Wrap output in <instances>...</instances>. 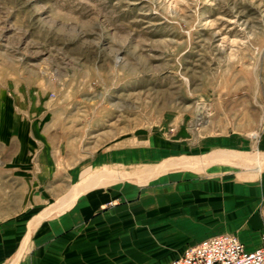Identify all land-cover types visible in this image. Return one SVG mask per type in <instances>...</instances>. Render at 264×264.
Returning a JSON list of instances; mask_svg holds the SVG:
<instances>
[{"label":"rangeland","instance_id":"obj_1","mask_svg":"<svg viewBox=\"0 0 264 264\" xmlns=\"http://www.w3.org/2000/svg\"><path fill=\"white\" fill-rule=\"evenodd\" d=\"M263 132L264 0H0V206L114 152L129 169ZM18 137L75 176H15Z\"/></svg>","mask_w":264,"mask_h":264},{"label":"crops","instance_id":"obj_2","mask_svg":"<svg viewBox=\"0 0 264 264\" xmlns=\"http://www.w3.org/2000/svg\"><path fill=\"white\" fill-rule=\"evenodd\" d=\"M17 141L6 159L17 163L15 176H75L73 163L60 169L51 152L29 159L36 139ZM201 142L181 141V156L129 169L114 152L110 164L84 166L77 185L23 187L17 202L0 206V264H165L219 233L254 249L264 229V132ZM182 168L192 169L177 182L164 176L161 186L122 180Z\"/></svg>","mask_w":264,"mask_h":264},{"label":"built area","instance_id":"obj_3","mask_svg":"<svg viewBox=\"0 0 264 264\" xmlns=\"http://www.w3.org/2000/svg\"><path fill=\"white\" fill-rule=\"evenodd\" d=\"M165 264H264V229L254 249H246L234 234L219 233L188 245Z\"/></svg>","mask_w":264,"mask_h":264}]
</instances>
